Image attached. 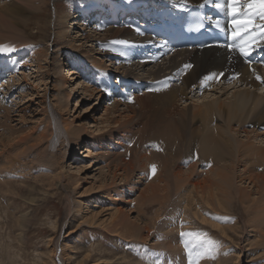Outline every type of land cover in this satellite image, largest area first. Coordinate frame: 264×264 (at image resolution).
Masks as SVG:
<instances>
[{
	"label": "bare ground",
	"instance_id": "1",
	"mask_svg": "<svg viewBox=\"0 0 264 264\" xmlns=\"http://www.w3.org/2000/svg\"><path fill=\"white\" fill-rule=\"evenodd\" d=\"M20 1L24 6L26 3L29 5L30 1L34 2V0ZM37 1L40 4L37 5L39 7L44 2H50V0ZM84 1H76L74 5L80 8L84 4ZM140 1L143 4V0H133V3L130 4L124 3V0H99V4H97V13L99 14L95 16L96 21L92 26L96 34L93 37L92 33L85 32L84 34V32H81L79 36H81L82 42L78 41L75 44L79 48L76 51L78 54L77 58L88 61L87 56L89 54H83L84 49L82 45L84 43L88 50L87 52H91L93 49L87 46H91L92 44H86V42L95 40L97 42L96 46L100 50L99 53L102 57H106V61L110 62V64L107 65V69L103 70L105 74H101L103 75V77L101 76L102 91L107 92L105 96H107L108 103L106 102L107 107L104 109L103 115L98 117L99 124L104 122L106 123V127L108 125V128L101 133L99 138H91L92 144L95 146L105 143L107 169H102L103 172H99L98 179L95 181L96 183L90 184L89 187L83 188V190L76 188L79 179L74 178L75 180L71 184L73 185V192L76 193L74 203L76 201L77 204L72 208L73 215L71 220L78 219L87 225L88 228H93L94 232L98 228L118 235L121 234L131 239L134 237L139 238L141 235L138 232H141L139 229L142 228V225L140 227L141 223H137L139 220L138 215L133 216L137 220L136 222L134 218V220L132 219L133 221L129 220V212L132 209L126 208L129 206H125V208L117 206L115 204L116 199L113 198L118 196V189L122 186L118 185L117 189L112 192V188L116 186L117 181H119L117 184L126 186L125 194L133 192V186L135 185L133 183L136 180L134 181L132 172L136 171L139 177L138 181L144 182L145 185L142 187V191H146L147 193L141 196L143 200L139 201L140 205L156 199L158 205L165 204L171 195L167 193L166 186L163 183H171V180H173L175 182L173 188L174 194L181 200V211L179 212L182 214L181 217L189 219V226L192 225L194 222L192 220L195 219L199 221L200 226H209L212 231L219 230L226 233L227 230H231L236 234V229L239 228L238 216L235 222L228 224H222L221 221L223 219L217 220L216 217L220 218L223 214L224 216H228L234 213L232 209L236 205L238 209L241 205L242 210L247 209L250 214V219L247 223L250 226L249 231H255L254 239L257 236H261L263 239L264 103L260 106L262 95L257 97L256 93L253 92V104H251L248 101L249 95H251L249 90H238L234 97L230 99V92H228L230 89H226V86L253 87L255 90L261 87L264 66L253 64L249 68V65L238 57V52H241L238 46L245 41H247L245 50L248 53L264 52V17L260 16L261 9L258 7L255 10L248 9L242 5L241 11L235 15L231 23V29L238 33V45L235 49L232 48L228 51L223 47L216 46V48L209 49H187L168 52L159 43L157 44L156 40L148 35L144 28L138 24L136 16L139 13L137 14L134 11H138L142 6ZM216 1L222 5L221 8L223 10L230 7L231 13L232 0ZM153 2L156 4L155 6L162 5L166 13H169L173 9H184L186 5L190 4L202 3L208 5L214 2V0H207V2L206 0H154ZM153 2L150 1L152 7L154 6ZM144 7L142 6L141 13L144 11ZM97 9L94 11H97ZM151 9L152 11L154 10V8ZM26 11L27 9L20 6V3L16 0L0 2V45L13 48L21 42L18 41V38L22 36L16 32L21 30L18 28L17 22H14L12 18L16 19L18 14H26ZM119 11L121 13H118ZM81 16H84L83 13ZM117 16H120L123 20ZM56 17L62 21L63 19L67 20V17H69L67 21L72 24L68 28L66 26L69 29L76 23L74 18L80 17V15L73 16L70 13L67 16L64 13ZM3 27H7V32ZM60 27L64 28L62 32L67 30L62 24ZM250 28H254V32L246 33L243 37L240 36L241 33L248 31ZM57 33L61 35L59 32ZM67 36L65 35V38ZM22 39L24 40L23 37ZM72 41L74 42L73 39L68 40V48L74 45ZM149 45L153 46L151 54H142L141 51L145 47H149ZM133 46L137 48H135V55L132 57L131 54L134 52ZM6 52L8 53L9 51L0 52V56L4 57ZM64 52L65 55L62 59L71 60V51L65 50ZM128 56L132 57L134 62L129 60L130 62L128 63ZM93 58H95L92 60L93 66L100 68L104 63L101 61L102 58L100 60H98V57ZM158 59L160 61L158 62L157 70L152 71L154 65L149 69L150 72L148 74L152 78L147 80L145 86L143 85L145 92H142L143 87L140 88L139 83L134 78L129 79L126 77L133 72L132 69L126 68L129 64L139 68V65L144 67V65H149L151 62L154 63ZM161 60H165V64L161 65ZM73 61H69L71 65L69 73L64 68L58 66L62 63L61 61L57 60L55 63L58 66H56L57 70H59L58 82L62 86V93L59 100L56 97L53 98V104L64 115L69 114L70 111L76 112L69 105H73L74 102V105H76L80 94L84 95L86 99L97 95L96 101H98L97 104L99 105V99L102 96V93L99 94V91L90 84V81L86 83L79 81L80 77L77 74L80 71L76 70ZM117 64H121V73L125 74L123 76L122 74H118L119 77L117 78V82H115L111 78L115 70L109 71H111V67L113 69L115 65L117 67ZM1 69H6V65L0 63ZM167 70L169 72H166ZM171 73L176 78L175 76L174 78H168V75ZM213 73L217 75L209 78ZM258 76L260 79H257ZM67 79L71 81V84L68 83ZM118 82L120 83L118 84ZM120 85L123 87L119 88ZM132 86L134 87L133 90L131 89ZM193 91H195L193 95H189ZM217 92L218 95L221 92L220 96L217 95ZM224 93H228V95L222 98ZM188 95L193 97L192 102L188 101L190 99ZM18 98L24 100L28 98V95L20 91ZM29 99L30 97L24 103ZM82 108V113L79 112L71 120L68 119L69 116L62 119L67 134L74 138L79 145L81 143L78 141L82 135L84 137L87 136V130L81 119L89 120L90 118L88 124L90 127L96 126V124L91 123L92 120L97 121L90 114L93 106L86 104ZM0 112H2L0 114V147L2 148L0 155L3 151L6 152L5 158L0 165L1 185L2 182L8 183V176L17 169V166L21 165V161L23 160L17 156L12 157L9 151L10 143L19 137L18 134L22 130L20 127V130H16V128L9 127L5 123V120L11 119L12 108L2 106ZM46 125L36 134L32 145L39 143L41 145L42 142L48 144L49 137H52V134L56 135L58 133V127L55 126L54 129H50ZM236 133L244 134L245 141L244 139H238L235 135ZM251 133L253 134L251 135ZM250 139L252 141H249ZM95 140H97V143ZM45 151L46 148L41 152ZM92 151V148H87L83 154L87 157L88 154H92ZM52 154L49 153L46 165L50 169L57 168L58 171L46 176L47 180L42 185L43 192L46 195H49L60 183L63 176L65 177V171H62L64 164L59 165L58 160H55V163H53ZM16 164L19 165L15 166ZM39 165L41 166V164ZM152 165H155L154 171ZM60 167L62 169L59 170ZM29 168H34V165L29 166ZM80 169L81 167H77L76 171L79 172ZM112 193L114 194L111 195ZM148 194L152 197L147 202L148 197L145 199L144 196H148ZM139 195H137L138 198ZM110 196L113 199H110ZM137 197L134 198L138 200ZM135 204L138 205V203ZM162 209L163 206L157 208L156 216L151 218L152 223ZM171 218L173 219V217ZM130 221L135 222V224H132ZM169 224L170 222L167 224V227H169ZM174 229L176 227H170L168 230L166 229L167 231L162 229L166 235L168 234V239L164 243V249H166L164 264H186L184 258L186 256V260L188 259L191 250L196 251L198 256L202 255L203 257L207 255L204 249L202 250V248L197 247L198 239L192 238V240H189L192 235L191 229H189L190 236L187 232L182 234L174 233ZM182 235L188 237L187 242L184 241ZM145 237L147 236L145 235ZM138 238L136 239L139 240ZM65 248L63 256L66 264H81L83 259L87 258L88 260L92 256L93 261L91 264H102L106 260L108 261L106 263H112L109 261L113 256L107 257L93 252L84 254L77 261H71V244L67 243ZM53 256L54 252L48 249L46 253L41 254L38 262L34 264H51ZM118 259H121V257ZM122 261H127L125 256H122ZM196 262V264H200L199 259Z\"/></svg>",
	"mask_w": 264,
	"mask_h": 264
},
{
	"label": "rangeland",
	"instance_id": "2",
	"mask_svg": "<svg viewBox=\"0 0 264 264\" xmlns=\"http://www.w3.org/2000/svg\"><path fill=\"white\" fill-rule=\"evenodd\" d=\"M6 1L9 0H0V2ZM16 1L20 3V6L27 9L26 14H18L16 19L12 18L14 22H17L18 28L21 30L16 32L21 35L24 40L20 36L21 38H18V41L22 43L20 42L16 47H13L12 49L14 50L8 53L6 52L4 57L0 56V63L6 65V69L0 70V109H2V106L12 108L11 119L5 120V123L9 127L16 128V130L22 129L18 134L19 137L10 143L9 151L12 157L17 156L24 161V164L23 161H21L22 166L16 164L15 166H19L8 176V183L2 182L0 185V264H34L38 262L41 254L46 253L48 249L54 252L51 264H66L63 255L67 243L71 244V261H77V259H81L84 254L93 252L97 255H105L107 257L113 256L109 261L112 263H106L108 262L106 260L102 264H164V258H166L164 243L168 239V234L166 235L164 231H167L170 227H176L173 232L180 234L189 233V229H191L192 235L189 240H192V238L198 239L197 247L207 252V255L202 257V255L198 256L196 251L191 250L188 259L186 260V256L184 258L186 264H189L190 260L193 264H196V260L198 259L200 264H264V238L262 239L261 236H257L256 239H254L255 231H249L250 226L247 221L250 219V214L247 209L242 210L240 205L239 210L236 205L235 208L232 209L234 213L228 216H224L223 214L220 218L216 217L217 220L223 219V221H221L222 224H228L235 222L238 216L239 228L236 229V234L231 230H227L226 233L219 230L212 231L209 226H200L199 221L195 219L192 220L194 222L189 226V219L181 217L182 214L179 212L181 211V200L174 194L173 188L175 182L173 180H171V183H163L166 186L167 193L171 195L165 204L158 205L157 199L148 202L149 198L152 197L150 194L144 196L145 199L148 197V203L139 204V201L143 200L141 196L145 195L144 193H146V191H142V187L145 185L144 182L138 181L139 177L136 171L132 172V177L134 181L136 180L135 183H133V185L135 184L133 186V192L125 194L126 186L117 184L119 181H117L116 186L112 188V192L117 189L118 185L122 186L118 189V196L113 198L116 199L115 204H117V206H122L123 208L129 206L130 208H126L132 209V211H130L131 213L129 212V220H132L134 218L133 216L138 215L139 220L137 221L135 218V220H133L135 222L137 221L138 224L141 223L140 227L142 225V228L139 229L141 232H138L141 235L138 234L140 236L139 238L134 237L131 239L130 237L127 238L124 235H118L106 230L103 231L98 228L97 231L94 232L93 228H88L87 225L83 224L78 219L74 221L71 220L73 215L72 208L77 204L76 201L74 203L76 193L73 192V185L71 184L75 180L74 178L79 179L76 188L83 190V188L89 187L90 184L96 183L95 181L98 179L99 172H103L102 169H107L105 159L107 152L104 149L106 147L105 143L98 144L100 146H95L92 144L91 138H99L101 133L108 128V125L106 127V123L104 122L99 124L98 117L103 115L104 109L107 107V96H105L107 92L104 90V92L102 91L101 78L103 75L101 74H105L103 70L107 69V65H109L110 62H107L106 57H102L99 53L100 50L97 48V42L95 40L86 42V44H92L91 46H87L93 49L91 52H87L88 50L84 43L82 45L84 49L83 54H89L87 56L88 61L77 58L78 54L76 51H78L79 48L75 46L78 41L82 42L80 39L81 36H79L81 32H84V34L85 32L89 34L92 33L91 35H93V37L96 34L92 26L96 21L95 16L99 14L97 13V4H99V0H50V2L41 4L40 7L37 6L40 5L37 0H34V2L30 1L29 5L26 3L25 6L20 0ZM76 1H84V4H82L80 8H77V5H74ZM147 1L149 0H143V3ZM150 1L153 2L154 0ZM140 2L142 4V1ZM124 3L130 4L133 3V0H124ZM151 4L152 3L148 6H144L151 7ZM153 5L155 6L156 4L153 2ZM141 8L142 6L139 8L140 11L134 12L137 14L141 13ZM95 9H97V11H94ZM77 10L79 12H75ZM64 13H66L67 16L70 15V13L73 16L77 14L80 15V17L74 18L77 24L75 23V25L73 24L74 26L69 28L71 29L70 32L69 29H67L68 26L72 25L67 21L69 17H67V20L63 19V21L56 17ZM82 13L84 16H81ZM118 13H121V11ZM128 14H130V12H128ZM128 14H126V16H128ZM117 17L122 19L120 16ZM61 24L67 29L63 31L64 33L62 32L64 28L60 27ZM56 27H58L57 31ZM3 28H5L7 32V27ZM65 35L70 37L67 36L65 38ZM71 39L74 40V42L72 41L74 45L68 48V40L70 41ZM133 47V50L137 48L135 46ZM65 50H69L71 51L70 53H72L70 59L72 61L74 60L73 62L76 70L78 72L80 71V73L77 74L80 77L79 81L82 83L90 81V84L99 91V94L102 93V96L104 95L99 99L100 105L97 104L98 101H96L97 95H93V97L86 99L84 95L80 94L78 96V103L74 105V102L73 105H69L71 109L74 108L76 110L75 113L70 111L69 114L64 115V113L60 112V110L54 106L53 98L56 97L59 100L62 93V86L58 82L59 70H57V67H64L62 63L58 66L55 63L59 60L57 57L58 54L65 53ZM131 55L133 57L135 54L132 53ZM93 57H98V60L102 58L101 61L104 63L100 68L93 66L92 60L95 59ZM132 57L127 59L128 63L130 62L129 60H132ZM71 60L68 59V63L69 61L71 62ZM159 61L158 59L154 61V63L151 62L149 65H144V67L139 65V68L129 64L126 68L132 69L133 72L130 73L129 76H125L129 79L134 78L139 83V87H143L142 92H145L144 86L147 80L152 78V76L148 74L150 72L149 69L154 65L152 71H156ZM132 62L134 61L132 60ZM164 62L165 60H161L160 64H165ZM40 65H42V67H40ZM120 65L121 64H117V67L115 65L116 68L114 67V69L111 67V71H109L112 72L115 70L111 77L115 82H117V78L119 77L118 74H122V76L125 74L121 73L122 69ZM263 66L264 65H262V67ZM37 69L38 71H36ZM166 72H169V70ZM174 76L175 75L171 73L168 75V78H174ZM67 78L69 77L67 76ZM67 81L71 84L69 79H67ZM119 83L120 82H118V84ZM173 83L175 84V82ZM260 86V89L256 90L253 89V87L245 88L242 86H226V89H230L228 91L230 92V99L234 97L238 90H249L251 95H249L250 98L248 101H250L251 104H253V92L256 93L257 97L262 95L260 100L261 106L264 103V75L263 82ZM122 87L123 86L120 85L119 88ZM131 89L133 90L134 87L132 86ZM20 91L24 94L26 93L28 98L30 97L26 103H24V101L28 98L24 100L18 98ZM194 92L195 91L189 93V95H193ZM220 93L218 95L217 92V95L220 96ZM189 95L188 97H190ZM226 95H228V93H224L222 98L227 97ZM188 101L192 102L193 97H190ZM86 104L93 106V110L90 114L93 115L97 121L95 122V120H92L91 123L96 124V126L90 127L88 126L90 118L89 120H85L84 118L81 119L87 130V136L84 137V135H82L78 141L81 143V145H79L74 138L67 134L62 119L69 116L68 119L71 120L79 112L82 113V107ZM0 114H2V112H0ZM44 125L47 127L49 126L50 129H54L56 126L59 131L56 135L52 134V137H49L48 144L42 142L41 145L40 143L32 145L36 134L44 128ZM252 134L253 133H251V135ZM235 135L238 139H244L245 141L244 134L236 133ZM95 141L97 143V140ZM249 141H252V139ZM254 144L257 145L256 143ZM45 148L46 151L41 152L45 150ZM87 148H92L93 151L92 154H88V156L85 157L83 152ZM1 151L2 148L0 147V152ZM49 153H53V163H55V160H58L59 165L64 164L62 171H65V177L63 176L61 178L62 180L60 183L55 188L53 187L54 189L49 195L47 194V196L46 193L43 192V182L47 180L46 176L58 171L57 168L50 169L47 167L46 159L49 157ZM5 155L6 152L3 151L0 155V165ZM39 164H41V166ZM31 165H34V168H29ZM77 167H81L79 172L76 171ZM60 169H62V167H60L59 170ZM137 195H139L140 199ZM134 197H137L138 200ZM113 198L110 196V199ZM135 203H138V205ZM162 206L163 209L159 211L160 214L156 219L154 218L155 221L152 223L151 218L156 216L157 208ZM169 212L171 213L169 214ZM132 221L130 222L135 224V222ZM169 222V227H167ZM145 224L148 226H145ZM162 229L165 230L163 231ZM143 235L144 237H142ZM145 235L147 237H145ZM182 236L184 237V241L187 242L188 237ZM122 256H125L127 261H122ZM120 257L121 259H118ZM92 261L93 256L88 260L87 258L83 259L81 264H91ZM73 262L75 263V261Z\"/></svg>",
	"mask_w": 264,
	"mask_h": 264
},
{
	"label": "snow or ice",
	"instance_id": "3",
	"mask_svg": "<svg viewBox=\"0 0 264 264\" xmlns=\"http://www.w3.org/2000/svg\"><path fill=\"white\" fill-rule=\"evenodd\" d=\"M242 5L246 6L248 9H253V10H255L258 7L259 9H261L260 16L264 17V0H232L231 14L233 16L237 15L241 11ZM216 7L221 8L222 5L220 3H217ZM236 35H238V33L234 31L233 37H235ZM122 43H126V42H122ZM246 45H247V41L243 42L238 46L241 49V53H240L241 55L247 56L249 54L248 51L245 50ZM12 50L14 49H12L10 46L0 45V52L12 51ZM216 75L217 74L213 73L209 78L215 77ZM257 79H260V77L258 76ZM152 169L153 171L155 170V165H152ZM209 243H214V242H209ZM189 264H193V262L190 260Z\"/></svg>",
	"mask_w": 264,
	"mask_h": 264
}]
</instances>
